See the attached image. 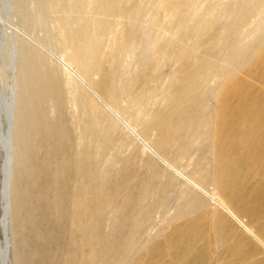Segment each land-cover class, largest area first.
Wrapping results in <instances>:
<instances>
[{
  "label": "rangeland",
  "instance_id": "rangeland-1",
  "mask_svg": "<svg viewBox=\"0 0 264 264\" xmlns=\"http://www.w3.org/2000/svg\"><path fill=\"white\" fill-rule=\"evenodd\" d=\"M263 52L264 0H0L8 264H264V133L212 117L228 79L264 108ZM181 58L215 61L213 92L180 96Z\"/></svg>",
  "mask_w": 264,
  "mask_h": 264
},
{
  "label": "bare ground",
  "instance_id": "bare-ground-1",
  "mask_svg": "<svg viewBox=\"0 0 264 264\" xmlns=\"http://www.w3.org/2000/svg\"><path fill=\"white\" fill-rule=\"evenodd\" d=\"M234 19H235V17L233 18V21H234ZM5 24H6V22H5ZM5 32H7V29H6ZM225 47H226V45H225ZM68 49H70L73 52V54H75L71 47H69ZM258 57H260L262 59V61H263L264 60V52L261 55L260 54L258 55V53H257V56H255L252 60L253 61H258ZM74 58L76 59L75 56H74ZM74 58H73V60H74ZM179 60L182 62V64H184L186 66V69H187V73L185 75L184 84L180 88V90H183V89H185V90L184 91H179V92H181L183 94V95H180V96H183V97H186V98L187 97H191V98H197L198 97V98L202 99V97L207 95V93L213 92V89H212V87H210L209 82L214 81L216 79V77L218 78V76L215 75L213 72L208 71L206 69L207 67L202 70V73L199 76H198V73H199V70H201L204 66H208V65H211V64L214 65L215 61L213 63H210V62H207L205 59L202 58L198 63L192 65V64H188L187 63L186 58H184V59L181 58ZM230 60L232 61L233 64H235V61H237L238 64H240V62H241V59L238 58L237 55L231 56ZM74 61H76V60H74ZM67 62H66V60L64 61V64H65L64 66H66L70 70L72 69L71 71H74L73 68H72L73 66H71L72 64L71 63H67ZM88 64H90V63H88ZM187 64L189 66H187ZM225 67H227L229 69V63ZM94 68L95 69L97 68L96 64H90V70L92 72H93V70H95ZM216 68L221 70L223 76L225 75L224 74L225 71L228 70V69H225L222 66H216ZM0 70H1V68H0ZM0 72H2V71H0ZM78 74L79 73L76 72V75H78ZM94 74H91V76L88 79H86L83 76L79 75L80 81L82 80L83 81L82 84L85 83L87 85L86 86L87 89H89L92 94H94L99 100H101L103 102V104H106L108 106V108L114 113V115L119 120H121L131 130V132L134 133V135L139 139L140 142H142V144L146 148L151 149L150 146H149V143L142 136H140L136 132V129L134 127H131L128 124V122L120 114H118V112L114 108H112V106H110L106 102L105 98L93 86V84H96L95 83L96 80L94 78ZM95 75H97V74H95ZM189 75L191 76L190 78H188ZM223 76H222V78H223ZM244 85H243L242 80L239 81L238 79H228V80L224 81L222 83V85L220 86V99H219V101H217V102H219V104H218L217 108L215 109V112L213 113L212 117L216 121H219V122H237V121H241L242 123H244L246 125L247 133H249V132L252 133L253 131L256 132L258 130H261L264 133V108L262 109L259 106V105H263L262 101L260 100V103H258V102L257 103H250L248 101L247 95L249 96V94H252V93H247V95H246V93H245L246 91H245V89L243 87ZM214 87H215V85H214ZM198 93H200V94H198ZM21 97H22V95H21ZM12 98H13V96H12ZM23 101H25V100H23ZM5 102H7V101H5ZM1 124L2 123L0 121V144L2 146V149H3L4 153H5L4 165H3V171H2V174H3L2 184L3 185H2V188H1V197H2V202H3V206H2L3 207V215H2V218H1V223H2L3 227H5L6 222L8 220L7 217L9 215V199H10V196H11L10 186H11V182H12V180H11V177H12L11 176V169L12 168L10 169V166L12 164L13 147H12V143H11L12 142L11 141V136L12 135H11L10 130H8V133H6L5 129L3 128V125H1ZM242 141L243 142H247L248 139L245 138V139L241 140V143H242ZM243 146H244L243 144L235 143L234 144V149L236 150L237 148L243 147ZM151 151L153 153H156L152 149H151ZM227 155H229L228 151H227ZM163 161L166 162V164H168L171 168H173L175 170V172H178L177 169L170 162H168L165 159H163ZM230 168H233V163H231ZM186 179L188 180V178H186ZM191 184H193V186L198 188V189L200 188V190L202 189L196 182H194L192 180H191ZM9 191H10V193H9ZM205 195H208V198L212 202H214L217 205L223 207L228 213L232 214L242 226H245L247 228V226L245 225L244 221L242 219H240L239 216L221 198H218L215 194H212V193H209V192H206V191H205ZM247 230L250 233H252V231L250 229H247ZM3 235H4V231H3ZM254 236L264 246V242L260 238H258L256 235H254ZM2 242H3V244L1 246ZM2 242L0 241V257H1L0 258V264H8L9 254H10V251H9L10 243H9L8 233H7V236L4 237V241H2ZM4 242H5V244H4Z\"/></svg>",
  "mask_w": 264,
  "mask_h": 264
}]
</instances>
